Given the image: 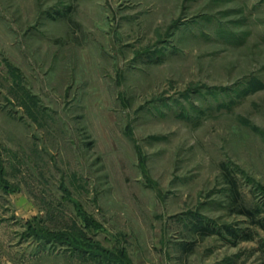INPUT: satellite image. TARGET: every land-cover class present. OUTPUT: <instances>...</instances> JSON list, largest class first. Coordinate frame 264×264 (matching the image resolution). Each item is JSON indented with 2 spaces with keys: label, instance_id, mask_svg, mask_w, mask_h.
<instances>
[{
  "label": "rangeland",
  "instance_id": "obj_1",
  "mask_svg": "<svg viewBox=\"0 0 264 264\" xmlns=\"http://www.w3.org/2000/svg\"><path fill=\"white\" fill-rule=\"evenodd\" d=\"M0 264H264V0H0Z\"/></svg>",
  "mask_w": 264,
  "mask_h": 264
},
{
  "label": "trees",
  "instance_id": "obj_2",
  "mask_svg": "<svg viewBox=\"0 0 264 264\" xmlns=\"http://www.w3.org/2000/svg\"><path fill=\"white\" fill-rule=\"evenodd\" d=\"M246 213L250 214L251 212H250V210H246Z\"/></svg>",
  "mask_w": 264,
  "mask_h": 264
}]
</instances>
